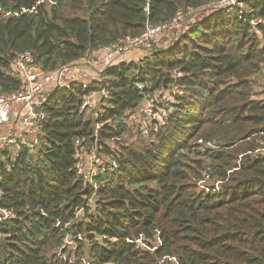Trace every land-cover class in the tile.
Instances as JSON below:
<instances>
[{"label":"trees","instance_id":"1","mask_svg":"<svg viewBox=\"0 0 264 264\" xmlns=\"http://www.w3.org/2000/svg\"><path fill=\"white\" fill-rule=\"evenodd\" d=\"M215 1L0 0V90L22 89L12 72L22 53L52 72ZM159 46L88 89L51 92L38 151L0 160V207L15 214L0 222V264H264V0L194 18ZM174 83L183 95L167 125L143 137L127 117ZM102 87L105 113L82 110ZM98 123L118 169L89 206L75 141L87 144Z\"/></svg>","mask_w":264,"mask_h":264},{"label":"built area","instance_id":"2","mask_svg":"<svg viewBox=\"0 0 264 264\" xmlns=\"http://www.w3.org/2000/svg\"><path fill=\"white\" fill-rule=\"evenodd\" d=\"M241 1L243 0H219L212 2L204 9L212 8L213 11L227 10L231 12L240 7ZM201 11L202 8L179 12L169 23L147 26L139 37L122 41L101 51H94L52 72H43L37 67L33 53L26 52L18 55L12 64V72L21 80L22 89L8 95L2 94L0 90V154L4 153L6 155L1 157L0 160L5 161L8 158L11 162H16L21 153L34 154L38 151L42 140V131L51 119L50 114L43 107L47 96L51 92L66 90L73 85H81L84 89L90 88L91 83L82 80L88 71L91 70L101 75L120 63H131L128 59L134 58L131 54L135 51L152 53L154 48L160 45L162 36L170 32H182L187 27L183 24L186 17ZM9 15L6 14L5 16ZM192 21L193 19H190L189 23ZM133 60L139 62L143 60V57L134 58ZM180 75L178 74V78H180ZM139 90L143 91V86H139ZM171 94L174 95L173 97L183 95V91L177 83L171 86ZM171 94L145 96L141 108V117L136 119V113H134L126 120L128 122L132 118L134 121L137 120L138 123H135L140 128L141 135L145 138L158 133L162 127L167 125L172 113L171 100L173 101V99ZM109 99V90L102 87L99 91H93L84 99L81 109L102 115L105 113V107ZM102 128V124L95 125L94 135L88 140L87 144L82 139L75 141L77 176L91 185L95 192L89 201V206L93 205L95 194L100 189L99 180L102 175L108 171L114 172L118 169V163L113 156L104 157L105 148L100 140ZM121 142L122 138L120 137L113 139L110 144L113 152H119L116 144ZM103 158L107 161H103ZM7 171H10L8 166ZM209 179L210 177L206 175L202 184L207 183ZM1 195L0 191V198ZM13 218H15L13 211L0 207V222ZM170 261L178 264L176 259H170Z\"/></svg>","mask_w":264,"mask_h":264},{"label":"rangeland","instance_id":"3","mask_svg":"<svg viewBox=\"0 0 264 264\" xmlns=\"http://www.w3.org/2000/svg\"><path fill=\"white\" fill-rule=\"evenodd\" d=\"M209 5V4H208ZM208 5L204 6V7H201L202 8V11L200 13H195L193 15H190V16H187L186 19L183 21V24H185L186 26H188L190 23V19H197L198 17L200 16H204V15H208V14H211L212 12H214L212 10V8H208V9H204L205 7H207ZM191 17V18H190ZM186 28V27H185ZM184 28V29H185ZM183 29V30H184ZM175 33L176 32H170V33H167L165 34L164 36L161 37L160 39V46L159 47H164V48H168L172 45L173 43V40H174V37H175ZM131 55H133L134 58H140V57H145L147 55H149L147 52H143V51H135L133 52ZM128 58V57H127ZM126 58V59H127ZM134 58H129L128 60H130L132 63L135 62L133 59ZM126 61V60H124ZM137 61V60H136ZM128 63V62H126ZM96 78V79H95ZM100 75L97 74L96 72L94 71H88L86 76L83 77V81L84 82H89V83H93L94 81H97V80H100ZM95 79V80H94ZM259 81V86H258V91H260L261 89L264 88V79L260 78L258 79ZM157 96H161V95H170L171 94V88L170 90H168L167 92H163V91H159V92H156ZM174 95L171 94V97L173 99V101L171 100V103H174ZM142 108V106H141ZM141 108L138 110V112L136 113V119H139L141 117ZM92 111H90L89 113L91 114ZM93 113V112H92ZM130 121H133V122H130ZM135 122H137V120L134 121V119L132 118L131 120H129V124L131 125H137ZM138 123V122H137ZM108 154H107V150L104 151V157H106ZM103 161H107V159L103 158ZM208 183H206L207 185H216L214 182H212L210 179L207 181Z\"/></svg>","mask_w":264,"mask_h":264},{"label":"crops","instance_id":"4","mask_svg":"<svg viewBox=\"0 0 264 264\" xmlns=\"http://www.w3.org/2000/svg\"><path fill=\"white\" fill-rule=\"evenodd\" d=\"M95 79H96V78H95ZM95 79H94V80H95Z\"/></svg>","mask_w":264,"mask_h":264}]
</instances>
